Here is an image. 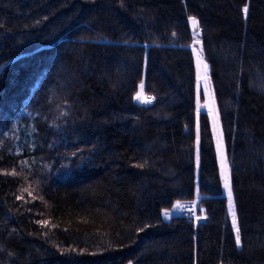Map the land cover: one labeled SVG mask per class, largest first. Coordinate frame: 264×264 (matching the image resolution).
Returning a JSON list of instances; mask_svg holds the SVG:
<instances>
[{"label": "trees", "instance_id": "1", "mask_svg": "<svg viewBox=\"0 0 264 264\" xmlns=\"http://www.w3.org/2000/svg\"><path fill=\"white\" fill-rule=\"evenodd\" d=\"M0 264H264V0H0Z\"/></svg>", "mask_w": 264, "mask_h": 264}, {"label": "rangeland", "instance_id": "2", "mask_svg": "<svg viewBox=\"0 0 264 264\" xmlns=\"http://www.w3.org/2000/svg\"><path fill=\"white\" fill-rule=\"evenodd\" d=\"M189 23L192 29V40H191L190 47L192 49V55H193L194 66H195L196 108H197V111L207 112L209 116L210 130H211L212 137H213L214 147L216 151V158H217V163L219 167V175L221 179L222 193L226 197V210H227L228 217L231 222L232 228L234 230L235 239H236L237 232H236V229L233 227V217L229 211L230 203H229V198H228V189L225 188V181L227 180L230 186V189H231L229 165H228L225 146H224V140H223V134H222L220 120H219L218 109H217V105L215 102V97H214V93H213V89H212V85H211V81L209 77V67L202 53V46H201V41L199 38V31L197 27L195 28L193 27V24L190 21V19H189ZM205 65L207 67H205ZM140 86H141V83L139 84L138 92L141 91ZM143 97H148V96L142 92V98ZM199 196H200V193L198 192L197 189H195L194 201H196V199ZM191 203L193 204V201ZM193 205L196 209L197 208L196 202ZM231 207L235 211V203L233 200V196H232ZM175 210L176 211L178 210V212H180V206L178 209L177 207H174L172 211H175ZM202 215H199L195 211V215L192 217L195 220H197L198 217L200 218L202 217ZM235 216H236V211H235ZM236 226L238 227L237 217H236Z\"/></svg>", "mask_w": 264, "mask_h": 264}, {"label": "snow or ice", "instance_id": "3", "mask_svg": "<svg viewBox=\"0 0 264 264\" xmlns=\"http://www.w3.org/2000/svg\"><path fill=\"white\" fill-rule=\"evenodd\" d=\"M189 19H190V21L192 22L193 27H194V28L197 27V21L195 20V18H194V17H190ZM197 42H198V41H197ZM205 67H207V66L205 65ZM140 87H141V91H140V92H137V94L135 95L134 99L140 101L141 103H151V100H152L151 97H143V98H142L143 83H141V86H140ZM225 188L228 189V198H229V203H230L229 211H230V213H231V215H232V217H233V227L236 229V232H237L236 242H237V245H239V244H240L239 229H238V227L236 226V216H235V211H234V209L231 207L232 193H231V189H230V186H229L227 180L225 181ZM194 203H195V201H193V204H194ZM177 206L182 207V205H179V202H178L177 205H174L173 207H177ZM164 215L167 216V215H168V212L165 211ZM198 219H199V217H198Z\"/></svg>", "mask_w": 264, "mask_h": 264}, {"label": "built area", "instance_id": "4", "mask_svg": "<svg viewBox=\"0 0 264 264\" xmlns=\"http://www.w3.org/2000/svg\"><path fill=\"white\" fill-rule=\"evenodd\" d=\"M180 205H182V207H180V214L183 216H194L195 215V207L191 202H181Z\"/></svg>", "mask_w": 264, "mask_h": 264}]
</instances>
